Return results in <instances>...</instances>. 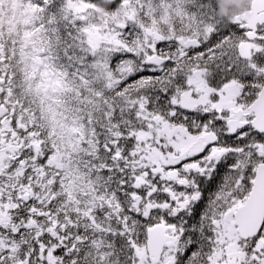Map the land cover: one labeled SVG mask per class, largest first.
Listing matches in <instances>:
<instances>
[{
  "label": "snow or ice",
  "instance_id": "1",
  "mask_svg": "<svg viewBox=\"0 0 264 264\" xmlns=\"http://www.w3.org/2000/svg\"><path fill=\"white\" fill-rule=\"evenodd\" d=\"M0 0V264H264V0Z\"/></svg>",
  "mask_w": 264,
  "mask_h": 264
},
{
  "label": "clouds",
  "instance_id": "2",
  "mask_svg": "<svg viewBox=\"0 0 264 264\" xmlns=\"http://www.w3.org/2000/svg\"><path fill=\"white\" fill-rule=\"evenodd\" d=\"M250 3L251 0H221L219 17L231 20L241 14Z\"/></svg>",
  "mask_w": 264,
  "mask_h": 264
},
{
  "label": "trees",
  "instance_id": "3",
  "mask_svg": "<svg viewBox=\"0 0 264 264\" xmlns=\"http://www.w3.org/2000/svg\"><path fill=\"white\" fill-rule=\"evenodd\" d=\"M217 3H218V12H217V15L219 16V13L221 11V0H217Z\"/></svg>",
  "mask_w": 264,
  "mask_h": 264
}]
</instances>
